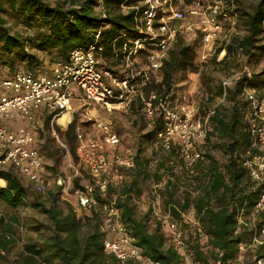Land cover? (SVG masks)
I'll use <instances>...</instances> for the list:
<instances>
[{
    "label": "trees",
    "instance_id": "1",
    "mask_svg": "<svg viewBox=\"0 0 264 264\" xmlns=\"http://www.w3.org/2000/svg\"><path fill=\"white\" fill-rule=\"evenodd\" d=\"M192 1L185 0L187 4ZM101 5L106 16L99 10ZM123 6L128 10L123 11ZM143 10V0H63L55 5L47 0H0V72L3 75L0 81L3 83L23 71L35 75L49 73L48 61L67 62L76 48L94 43L103 47L102 56L107 66L114 68L124 56L123 44L139 37L138 26ZM223 10L235 19L236 31L216 48L214 63L229 66L230 58L239 55L247 57L250 64L258 63L264 58V0H258L252 8L245 0H223ZM7 17L21 24L22 29L13 31ZM218 19L222 21V16ZM98 32L101 34L99 40L96 38ZM196 34L202 36L199 30ZM198 36L190 43L184 42L181 35L178 37L164 62L162 81L152 86L174 103L171 94L184 80L180 73L197 70L195 59L202 45ZM223 51H226L225 57L218 60ZM205 77L206 74H202L203 86L206 84L205 100L197 117L206 118L212 108L216 112L209 117L210 130L205 142L198 147L201 158L188 167L177 142L171 150H165L158 139L164 121L158 118L144 137L147 142L156 141L168 152L159 168L152 170L149 159L140 160L135 155V167L127 170L131 179L124 176L121 182L110 184L105 195L97 196L101 203H114L143 255L160 264H186L181 251L174 247L171 235L165 232L164 228L169 229L170 222L183 232L186 253L200 264H215L219 258L224 264H232L240 254V245L251 244L264 227V210L257 208L264 182H253L244 166L246 157L258 152L253 147L250 131L252 103L245 96V88H252L259 94L264 88V71L251 76L243 72L234 86L220 82L214 92L209 87L212 78ZM131 111L143 112L139 99L133 103ZM47 115L53 119V115ZM143 116L146 118L144 112ZM76 126L74 119L62 134L70 147V155L78 160ZM57 129L60 128L57 126ZM42 142L38 129L33 145L40 154ZM214 151L222 153L226 161L220 163ZM44 167L45 177L49 169L55 171L54 167H46L45 161ZM22 179L14 166L0 165V180L6 184L0 185V201L13 209L30 204L44 214L50 224L45 225L40 239L23 245L20 258L14 263L136 264L122 262L105 252V235L99 230V214L80 216L71 202L61 200V187L58 192L50 191L47 202L41 201L39 195L32 200ZM150 180L156 185L163 184V187L151 191L148 209L139 214L136 199L145 197V186ZM75 184L79 188L73 193L85 187L80 186L78 180ZM161 204L165 220L154 216V208ZM251 214L256 215L254 223L247 220ZM241 218L246 220L241 221ZM17 221L16 217L12 221L0 217V257L3 259H7L18 246ZM261 253L257 249L256 254Z\"/></svg>",
    "mask_w": 264,
    "mask_h": 264
},
{
    "label": "built area",
    "instance_id": "2",
    "mask_svg": "<svg viewBox=\"0 0 264 264\" xmlns=\"http://www.w3.org/2000/svg\"><path fill=\"white\" fill-rule=\"evenodd\" d=\"M173 0H143V15L138 26L139 37L123 44L124 56L121 63L109 68L102 56L103 47L94 43L88 47L76 48L69 61H58L49 73L35 75L30 71L18 73L1 84L0 93V165L14 166L22 178L28 180L35 190H46L44 160L34 147L38 129L10 130L5 120L20 113L33 121L38 110L43 109L53 115L64 129L74 121L73 101L83 99L93 107L108 113L116 110H131L139 99L149 125L153 127L158 118L164 121V129L158 133L162 147L171 150L174 143L180 145V155L188 167H192L200 158L198 147L203 144L210 130L209 117L216 110L212 108L206 118L197 117L198 109L190 104H176L169 96L160 95L152 89L163 79V65L173 50L178 37L183 32L199 30L203 34L206 48H209L224 30L222 20L231 19L223 10V2L214 0L206 11L201 10V0H195L189 8L190 20L183 10L173 6ZM100 12L106 16L103 5ZM100 32L96 34L100 39ZM145 51V53H142ZM226 51L219 56L225 57ZM248 76L250 70L244 71ZM243 74V73H242ZM233 80L224 82L230 86ZM80 90L79 96L74 89ZM245 96L252 103L250 131L253 147L258 150L246 157L244 166L253 182H264V88L256 93L245 88ZM70 118L60 124L65 114ZM93 127L94 133H87L77 122V155L89 175V181L83 190H77L74 197L81 212L97 213L100 216L99 230L105 235L104 250L113 254L122 262L133 261L136 264H160L143 255L141 248L121 220L120 210L114 203H101L98 195H105L110 184L124 179L122 170L135 167V155L118 151L121 145L119 135L113 131L111 123L94 118L89 112L84 114ZM258 209L264 210V191ZM187 220L189 217L185 216ZM173 245L181 251L186 264L195 263L185 251L183 232L174 223H169ZM253 247L262 251L254 257L252 264H264V227L253 238L251 244H241L240 249ZM222 256V255H221ZM220 256V257H221ZM215 264H224L219 258Z\"/></svg>",
    "mask_w": 264,
    "mask_h": 264
},
{
    "label": "rangeland",
    "instance_id": "3",
    "mask_svg": "<svg viewBox=\"0 0 264 264\" xmlns=\"http://www.w3.org/2000/svg\"><path fill=\"white\" fill-rule=\"evenodd\" d=\"M50 4L55 5L56 3L63 0H47ZM195 0L191 2V4H187L185 0H173V6L178 10H183L187 15V21L190 20L188 11L191 5L193 6ZM223 2V0H221ZM214 0H201V10L207 12V8L210 4H212ZM258 0H245L246 5L249 8H252L256 5ZM123 11H127L128 8L123 6ZM9 21V25L12 30H21L22 25L16 24V21L10 17H7ZM224 23V30L216 39L215 43H213L209 48H206L203 41V34L197 35L196 31L193 32H183L181 37L184 38V42L190 43L197 36L200 38L202 45L198 48L197 57L195 59V64L197 70L189 71L187 73H180V77L184 78L180 83H178L172 92V96H174V100L176 104H190L194 105L197 109L200 108L201 104L204 102V89L206 87L203 86L202 82V74H206L207 78H212L209 87L212 89V92L215 91V86L220 82H227L229 80H233L231 86H234L236 80L239 76L246 71L250 70L251 73H260L264 71V58H262L258 63L248 61V58L242 55L231 57L228 65L217 66L213 59L215 50L217 47L221 46L226 39H229L231 34H233L236 29H234L232 23L229 19L222 20ZM242 34V33H241ZM220 56L218 57L219 60ZM58 61L54 63H50L48 61L47 68L50 72ZM107 64V63H106ZM115 67V66H113ZM3 75L0 72V78L2 79ZM0 79V80H1ZM2 81H0V93L2 91L1 88ZM74 91L76 95L79 96L80 90L75 88ZM73 101V109L77 103ZM76 107L74 111V116L76 122L82 124L84 130L87 133H91L93 127L86 120V117L83 115L88 111L94 118L103 119L111 123L112 129L116 132L120 139L121 145L118 148L119 152L124 154H128L129 152L137 155L140 160L149 159L151 161L150 167L152 170H156L160 166V161L168 155V152L164 151L159 143L147 142L145 141V135L152 129L149 125L147 118H144L143 112H132L131 110H116L112 113H108L104 110L98 108V112H96L93 107V110H89V105H83ZM200 114L201 111L199 110ZM145 115V114H144ZM70 118V114H65L59 120L60 124H64ZM30 127H37L42 134V148L41 154L44 156V161L46 167H54L55 171L48 170V174L46 178V190L43 193H39L35 190L34 186L26 180L22 179L25 187L28 188L29 194L32 197V200L36 195H39L40 200L47 202V198L51 192H58L60 189V198L62 201L71 202L77 209V201L74 197L73 190L75 188H79L75 183L78 180L80 186L86 185L88 182V173L85 167L80 164L79 160H75L72 155H70V147L64 138L62 132H65L64 129L59 123L53 121V119H49L47 114L38 120L35 119L31 121V123L27 122ZM26 124V125H28ZM15 126H21L22 123L19 120L14 122ZM57 126L60 129H57ZM141 151V152H140ZM202 151H206L204 145L202 146ZM214 155H220L219 151H214ZM123 175L127 180H130V172L127 170H122ZM1 182V181H0ZM2 185L5 183L1 182ZM0 184V185H1ZM163 184H155L153 180H150L145 186V197L141 199H136L138 206V213L144 214L149 207V203L152 200L150 194L152 190H156L154 188H162ZM181 190L183 188H180ZM36 199V198H35ZM161 203V199H160ZM91 213L89 212H81L80 216H87ZM154 216L156 218H160L165 220L166 216L164 213V209L161 206H157L154 208ZM0 217H5L6 220L12 221L13 218H17L16 228H18V246L16 249L7 256V259H3L0 257V264H9V262L13 264L15 260L20 258V254L22 252L23 245L30 240H38L40 239L42 233L45 231V225L50 224L48 218L42 214L37 209L33 208L32 205L23 206L18 209H13L8 207L4 202L0 201ZM245 219V218H243ZM246 220V219H245ZM251 223H254L256 220V215L251 214L247 217ZM248 221V222H249ZM44 226V227H43ZM38 229H41L38 231ZM166 234H171L167 226H165ZM9 260V262H8ZM233 264V263H232Z\"/></svg>",
    "mask_w": 264,
    "mask_h": 264
},
{
    "label": "crops",
    "instance_id": "4",
    "mask_svg": "<svg viewBox=\"0 0 264 264\" xmlns=\"http://www.w3.org/2000/svg\"><path fill=\"white\" fill-rule=\"evenodd\" d=\"M75 102L76 103L78 102L77 105L75 106V109L78 106H82L84 108L83 105H89L90 106L89 107V110L95 109L96 112H98V108L93 107L92 105H90L86 101H84L83 99H76ZM91 107H93V109ZM86 112H88V111H86ZM44 114H46V112L43 109L38 110L36 112V114H35V121L37 122L38 120H40L44 116ZM16 120H19L22 123V125L20 127L19 126L17 127V126L14 125V122ZM27 122L31 123V121H29L28 119H26L25 117H23V115H21L20 113H15V115L12 118H8V119L5 120V125L10 130H13V131H17V130H20V129H33V128H37V127H30ZM26 124H28V125H26ZM91 133H94L93 132V129H92ZM215 157H216V159L220 163H224L226 161L223 154H220V155H217L216 154ZM0 184H1V182H0ZM5 185H2L1 184V186H5ZM241 221H243V218H241ZM256 251H257L256 248L246 247L245 249H243V250L240 251V254L238 255V257L232 263L233 264H252V262L254 260V257L257 255L256 254Z\"/></svg>",
    "mask_w": 264,
    "mask_h": 264
},
{
    "label": "bare ground",
    "instance_id": "5",
    "mask_svg": "<svg viewBox=\"0 0 264 264\" xmlns=\"http://www.w3.org/2000/svg\"><path fill=\"white\" fill-rule=\"evenodd\" d=\"M61 118H62V117H61ZM0 181L4 183V181H3V180H0Z\"/></svg>",
    "mask_w": 264,
    "mask_h": 264
}]
</instances>
